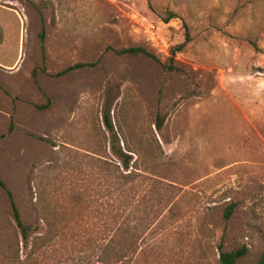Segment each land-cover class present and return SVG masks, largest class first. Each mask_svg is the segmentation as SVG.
Instances as JSON below:
<instances>
[{"label":"rangeland","instance_id":"374dc122","mask_svg":"<svg viewBox=\"0 0 264 264\" xmlns=\"http://www.w3.org/2000/svg\"><path fill=\"white\" fill-rule=\"evenodd\" d=\"M17 37L0 65V178L31 229L0 186V264H100L122 235L125 264H219V246L242 245L238 264H257L264 0H0V51Z\"/></svg>","mask_w":264,"mask_h":264},{"label":"trees","instance_id":"16d2710c","mask_svg":"<svg viewBox=\"0 0 264 264\" xmlns=\"http://www.w3.org/2000/svg\"><path fill=\"white\" fill-rule=\"evenodd\" d=\"M4 11L8 14L11 13L15 16V14L11 12L10 10H4ZM172 15L173 14L170 12L167 16L163 18V20L167 21ZM15 19L18 23L17 17ZM45 33H46L45 26H44V23L42 22L41 29L39 32V38L41 41V53H42L43 62L45 61V58H46L45 47L43 43L45 39ZM183 45H184V42L180 43L175 48H173L172 51L174 52L180 49ZM18 49H19V43H18V37H17L12 43L6 45L5 49L0 51V65L4 67H12L18 58ZM115 51L117 54H127L131 56H137L140 54H144V55L154 57V55L143 46L120 47V48H116ZM80 65L82 64L77 63V64L66 66L65 68L61 69L55 74L59 75V74L65 73ZM115 153H117V155H120L122 157V163H123L122 166L124 169H127L129 165V156L127 154H124L120 150H115ZM124 175L127 176L128 173H125ZM0 186L5 190L7 194L12 216L17 226L20 228L22 238L26 241L28 231L31 229V226L25 224L22 221L19 209L14 200L13 193L10 189L7 188L5 182L1 178H0ZM234 205H235L234 203H230L229 205L225 207L224 214H223L225 218H229L231 216L232 211L234 209ZM47 237L49 238V231L45 232L42 235L37 236L36 238L46 239ZM135 242H136L135 239L130 240L129 246L135 245ZM125 246H128L126 236L122 235L121 237H118V239H111L104 247L101 248L100 253L97 256L98 257L97 261L100 264H125L121 262L122 257H124V251L122 250V248L125 249ZM219 248H220L219 257H218L219 264H238V261L247 253V247L245 245L233 248L231 250H224L222 249V246H219ZM257 264H264V250L260 252L258 260H257Z\"/></svg>","mask_w":264,"mask_h":264}]
</instances>
